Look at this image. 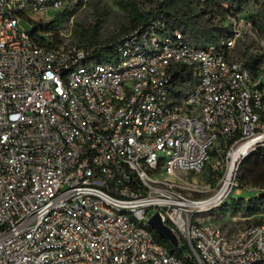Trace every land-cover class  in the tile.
<instances>
[{
  "label": "built area",
  "instance_id": "built-area-1",
  "mask_svg": "<svg viewBox=\"0 0 264 264\" xmlns=\"http://www.w3.org/2000/svg\"><path fill=\"white\" fill-rule=\"evenodd\" d=\"M69 1L0 0V264H264V222L225 232L182 191L206 192L186 181L216 160L219 187L231 173L227 200L264 147V73L233 58L253 23L240 14L229 36L198 46L157 21L100 63L20 25ZM151 211L183 257L158 241Z\"/></svg>",
  "mask_w": 264,
  "mask_h": 264
},
{
  "label": "trees",
  "instance_id": "trees-1",
  "mask_svg": "<svg viewBox=\"0 0 264 264\" xmlns=\"http://www.w3.org/2000/svg\"><path fill=\"white\" fill-rule=\"evenodd\" d=\"M252 2L253 0H157L155 7L149 11H142L137 6H133L135 24L132 30L124 34L127 35L137 29H148L159 21L163 26H156L158 32L180 31L189 42L198 46H205L210 43L217 44L222 38L232 33L231 25L225 24L227 22L231 24L232 18L244 14ZM73 15L74 10L65 9L56 14L50 22L32 24L33 31L29 33L38 44L44 47L57 48L65 44L60 36L61 30ZM245 16L253 23L254 28L264 36V8L252 14L247 13ZM216 19H219L217 24L220 25L214 24ZM98 31L99 25L84 30L82 37L87 44L77 46L91 49L90 57L94 60L100 63H110L117 59V47L121 38L119 41L100 43ZM247 61L256 76L260 72L264 73V52L251 56ZM181 76L182 72L176 71L175 81L181 79L182 81L179 83H184ZM205 171L208 177L207 181L213 184L217 183L219 178L223 176V172L214 171L211 166H207ZM237 171L242 174V184L264 190V147L249 154L239 164ZM217 213L232 216L241 215L246 218L261 216L260 219H254V222L251 223L261 224L264 222V191L258 196L248 199L232 197L229 200H224L218 207ZM156 237L160 243L167 246L171 252L176 253L179 257H183L188 251L186 244H181L180 247L175 248L159 236L156 235Z\"/></svg>",
  "mask_w": 264,
  "mask_h": 264
},
{
  "label": "rangeland",
  "instance_id": "rangeland-1",
  "mask_svg": "<svg viewBox=\"0 0 264 264\" xmlns=\"http://www.w3.org/2000/svg\"><path fill=\"white\" fill-rule=\"evenodd\" d=\"M157 0H70L67 9L74 10L72 18L66 22L61 30V39L68 45H84L87 42L82 37L84 30L89 29L92 26L99 25L98 37L100 43L108 41H119L127 31L133 29L135 24V16L133 6H137L142 11L152 10L156 5ZM264 8V0H253L252 4L246 9L243 15L247 13H254ZM60 12L49 10L47 13H43L41 16L46 20H51L56 14ZM36 21H43L40 18H35ZM45 20V21H46ZM47 21V22H49ZM219 19L214 21L215 25ZM20 25L28 32L33 31V25L25 18L20 20ZM225 25H231L227 22ZM241 29V27L239 28ZM264 36L251 27L250 25L246 29L242 30V38L236 42L233 58L240 60L250 59L253 55H258L264 52ZM245 53V54H243ZM210 166H215L220 169L218 161H213ZM206 172V171H205ZM203 172L201 175L191 177L187 179V183L191 184L194 179L200 185L204 186L207 191L204 193H191L189 187H184V195L192 198V200H207L217 193L219 190L220 182L223 176L219 178L217 183L213 184L207 181L208 177ZM208 173V170H207ZM242 174L235 173L233 180L238 183L232 189L228 200L232 197H245L252 198L258 196L264 190L255 187L247 186L241 183ZM223 201H219L216 204L211 205L213 208L207 207L203 212L197 214L200 221H214L217 222L225 232L235 233L244 227L254 222V219H260L261 216L254 218H246L241 215H223L217 213L218 207ZM152 211L150 214L152 215Z\"/></svg>",
  "mask_w": 264,
  "mask_h": 264
},
{
  "label": "water",
  "instance_id": "water-1",
  "mask_svg": "<svg viewBox=\"0 0 264 264\" xmlns=\"http://www.w3.org/2000/svg\"><path fill=\"white\" fill-rule=\"evenodd\" d=\"M149 227L156 233L159 238L162 240L167 241L173 247H179V239L178 236L172 231V229L167 226L159 213H155L151 216L150 220L148 221Z\"/></svg>",
  "mask_w": 264,
  "mask_h": 264
},
{
  "label": "bare ground",
  "instance_id": "bare-ground-1",
  "mask_svg": "<svg viewBox=\"0 0 264 264\" xmlns=\"http://www.w3.org/2000/svg\"><path fill=\"white\" fill-rule=\"evenodd\" d=\"M237 156H238V154L236 153L234 155V159H236ZM231 178L232 177H231V173H230V174H228V177L225 179L223 186L220 187L218 192L216 194H214L212 197L208 198L207 200H199L198 202L188 203L187 205H189L191 207L203 209V208H206L210 205L218 203L221 200V198L223 197V195H225V193L228 192V188L231 184Z\"/></svg>",
  "mask_w": 264,
  "mask_h": 264
}]
</instances>
